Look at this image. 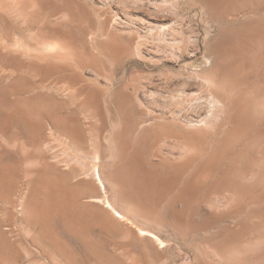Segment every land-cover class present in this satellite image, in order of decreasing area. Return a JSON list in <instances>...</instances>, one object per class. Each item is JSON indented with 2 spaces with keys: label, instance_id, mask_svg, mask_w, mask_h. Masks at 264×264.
Returning a JSON list of instances; mask_svg holds the SVG:
<instances>
[{
  "label": "bare ground",
  "instance_id": "6f19581e",
  "mask_svg": "<svg viewBox=\"0 0 264 264\" xmlns=\"http://www.w3.org/2000/svg\"><path fill=\"white\" fill-rule=\"evenodd\" d=\"M260 5L0 0V243L28 240L26 264H43L38 253L86 264L61 227L93 264H264L249 235L260 224L198 237L188 213L203 204L236 217L263 191L251 150L264 69L249 62L264 45ZM186 8L194 21L178 16ZM198 53L211 62L191 71ZM173 235L198 237L190 255ZM1 247L11 264L12 247Z\"/></svg>",
  "mask_w": 264,
  "mask_h": 264
},
{
  "label": "rangeland",
  "instance_id": "374dc122",
  "mask_svg": "<svg viewBox=\"0 0 264 264\" xmlns=\"http://www.w3.org/2000/svg\"><path fill=\"white\" fill-rule=\"evenodd\" d=\"M261 8V9H260ZM260 10H258V12H257V15H256V17L257 18H259V22L262 24V25H264V6L263 5H260ZM168 9H170L171 10V8L168 6ZM194 11H191V10H189V9H182V10H180V12H179V14H178V16H180V17H182V18H184L185 20H187V21H194ZM239 15V16H238ZM241 13H239V14H237V17H235L236 19H238V21H241V19H243L245 16L242 14L241 16ZM235 16V15H234ZM234 16H229V18L231 17V18H233ZM243 17V18H242ZM95 28H96V26H95V23H93V25L91 26V29L94 31L95 30ZM213 29V27H209V29L208 30H212ZM181 34H185L186 32L184 31V33H183V31L182 30H177L176 31V34L178 33V35H180V33ZM262 39V38H261ZM264 43V42H263ZM260 46V47H259ZM262 48V49H261ZM253 50H256V52H253V54L254 55H252L251 57L252 58H249V62H250V66L252 67L251 69H252V71L254 72L255 71V74H258V73H260L261 71H262V69H264V67H263V65H264V55H262L263 53H264V45L263 46H261V44L260 43H258L257 45H256V47H253ZM259 52H258V51ZM255 55H256V57H255ZM255 58V59H254ZM252 61H253V63H252ZM210 62H211V59L209 58V57H207L205 54H203V53H198L197 54V56H196V59H195V61H194V64L191 66V68H190V70L191 71H201L203 68H205L206 66H208L209 64H210ZM259 64V65H258ZM254 66V67H253ZM261 79L264 81V76L263 75H261ZM259 87L258 88H260L259 90L257 89V92L258 91H261V92H258V96H257V94H256V97L257 98H255V101H257V102H260V103H264V85L262 84V83H260L259 85H258ZM263 93V94H262ZM257 99V100H256ZM259 103V104H260ZM255 111H256V109H255ZM258 115H257V120H258V123H257V120H256V124H255V128H256V130H258L259 132H260V134H261V136H260V138H257L256 139V141H255V144H252V150H253V152H252V150H251V155H254L255 156V158H256V166H258L257 168H256V170H255V172L257 173L258 172V168L261 166L262 167V165H263V168H261V170H259L260 171V173H261V171L263 172L264 171V109L262 110V111H260L259 113H257ZM260 120V121H259ZM261 130V131H260ZM43 135L45 136V139H46V141H45V144H49L50 146H55L56 144H57V140L55 139V137L54 136H52L51 134H49V132H48V129H46V130H44V132H43ZM50 135V136H49ZM259 137V136H258ZM52 140V141H51ZM253 141V142H254ZM258 141V142H257ZM55 142V143H54ZM52 143V144H51ZM263 143V144H262ZM46 145V146H47ZM253 145H254V147H253ZM261 145V146H260ZM259 147V148H258ZM254 151H256V152H254ZM259 152V153H258ZM258 159V160H257ZM259 159H260V163H258L259 162ZM259 175H261V176H259L260 177V179L262 178V180L261 181H263L262 182V193H258V197H257V203L256 202H250V201H248V199H246L245 201H244V203H242V204H240V206H238V205H236L235 207H239V209H240V211H241V214L240 215H238V216H236V217H230V215L229 214H223V213H219V212H215L214 213V215L215 214H217V215H219L218 217H217V215L216 216H211V214H210V210L208 209V207L206 208V207H204L205 205H203V204H201V205H197V204H190V207H192V208H190L189 207V210H188V213H189V215L191 216L190 218H192L193 217V222H192V220H191V222L194 224V225H196L195 223H197V227H199V228H201V231L199 232V234L197 235L198 237H203V236H209L210 234H212L213 232H217L218 230H221V229H229V227L230 228H232V227H235V226H238V224L239 225H242L241 224V221H242V223L243 224H245V226H247L248 228H249V230L251 229H253L254 228V232H249V235H251L250 233H252V237L253 238H251L252 240L254 239V240H260V242H261V244H259V245H262V246H264V206L262 205V203L264 204V173H262V174H259ZM250 178V177H249ZM248 178V179H249ZM247 179V177H246V181L244 180V182L245 183H250L251 182V179H250V181ZM260 191V192H261ZM260 194H263V195H261L260 196ZM260 197V198H259ZM261 200L260 202H259V200ZM248 203H247V202ZM246 202V203H245ZM252 203V204H251ZM256 203V204H255ZM259 203V204H258ZM261 203V204H260ZM250 204V205H249ZM254 204V205H253ZM256 205V206H255ZM258 205V206H257ZM253 206H255L254 208H252ZM248 210H247V209ZM191 209H195V210H191ZM242 209V210H241ZM163 210L165 211V212H170L171 211V208H170V206L169 205H167V204H165L164 205V207H163ZM209 210V211H208ZM248 212H247V211ZM252 210H253V212H252ZM189 211H191V212H189ZM251 211V212H250ZM199 212V213H198ZM194 213V216L192 215ZM262 213H263V215H262ZM246 216L245 218H243L244 216ZM248 214V215H247ZM222 215H223V219H220V217H222ZM243 217H242V216ZM256 215V216H255ZM258 215V216H257ZM260 215H261V217H260ZM209 216H211V217H209ZM227 216V217H226ZM230 217V219H229V217ZM225 217V218H224ZM241 219H240V218ZM211 218V220H209ZM213 218V219H212ZM232 218H235V219H232ZM236 219H239V221L238 220H236ZM217 220V221H216ZM233 220V221H232ZM234 221H236V222H234ZM237 222H239V223H237ZM249 222V223H248ZM257 222V223H256ZM199 223H201V224H199ZM235 223H237V225L235 224ZM202 224H203V226H202ZM232 224H233V226H232ZM253 224V225H252ZM259 225L258 226V228L255 226V225ZM199 225H201V227L199 226ZM228 225V226H227ZM231 225V226H230ZM249 225V226H248ZM253 226H255V227H253ZM203 227V228H202ZM251 227V228H250ZM253 227V228H252ZM4 228H6V227H4ZM60 232L62 233V234H64V236H65V239H66V241H67V243H68V246L72 249V251L74 252V253H76V255H77V257L78 258H81L82 257V259H83V261L84 262H86V264H89V263H91V262H93L94 263V261L92 260V259H90V256H88L87 254H86V251H85V248H83L84 246H83V244L80 242V241H78L75 237H73L72 235H69L68 233H66L65 231H63L62 230V228L60 227ZM250 230V231H251ZM263 234V235H262ZM259 235V236H258ZM198 237H188V241L187 242H184L182 239H181V237H179L178 235H173V238L175 239V241H176V243H178L177 245H179L180 246V249H181V252H183V254H186V255H190V253H192V251H191V248H190V243H191V241L192 240H195V239H197ZM21 238V237H20ZM19 238V243L18 242H15V243H13V242H11V243H7V244H2V243H0V250L2 251V249H4L3 247H1V245L2 246H7L6 248H8V247H12L11 248V253H12V255H13V258H12V256H11V261H12V263L11 264H22V263H24V264H26V261H27V258H26V256H28V255H26V253H27V251H25L26 249H28L29 250V252H30V250L31 251H34L35 252V248L29 243V242H27L28 240H26L24 237H22L21 239ZM192 238V239H191ZM194 238V239H193ZM106 240H109V241H107L108 243V246H109V243L112 241H110V239H108V238H105ZM21 240H23V243H22V241ZM20 242H21V245H19L20 244ZM25 242V243H24ZM259 242V243H260ZM27 243V244H26ZM186 243H188V245H186ZM136 242H135V244L133 245V246H135V247H133L134 248V252H136V254H139L138 256L140 257V255H141V257H143L142 255L143 254H140V252L142 253V251H141V249L140 248H138V246H139V244H137V247H136ZM182 244V245H181ZM15 245V246H14ZM25 245H27L29 248H31V249H29L27 246H25ZM31 245V246H30ZM184 245V246H183ZM252 245H254V243L252 244ZM25 247H27L26 249H25ZM261 247V246H260ZM2 248V249H1ZM258 248V247H257ZM9 249V248H8ZM23 249H25L24 251H23ZM255 249H256V247H255ZM254 249V250H255ZM261 249V248H260ZM109 250V249H108ZM121 250V248H119L118 249V251H120ZM258 250V249H257ZM256 250V251H257ZM24 253H23V252ZM9 252V253H10ZM21 252L23 253L22 255H21ZM28 252V253H29ZM78 252V253H77ZM133 252V253H134ZM27 253V254H28ZM109 253L110 254H112V256L114 257V258H119L118 257V255L117 254H115L113 251H109ZM256 253V252H255ZM81 255V256H80ZM115 255V256H114ZM117 255V256H116ZM134 255H135V253H134ZM17 256V257H16ZM38 259L40 258L41 260H39V261H41L43 264H50V262H49V259L47 258V256H44V255H41V254H39L38 253ZM136 256V255H135ZM15 258V259H14ZM147 260L151 263V264H153L152 263V261L153 260H155L156 262V264H158V262H157V260L156 259H153L152 260V258H151V260H149L150 259V256L148 257L147 256ZM25 260V261H24ZM9 261V260H8ZM14 261V262H13ZM88 262V263H87ZM93 263H91V264H93ZM154 263V264H155ZM0 264H4V262L1 260V258H0Z\"/></svg>",
  "mask_w": 264,
  "mask_h": 264
}]
</instances>
